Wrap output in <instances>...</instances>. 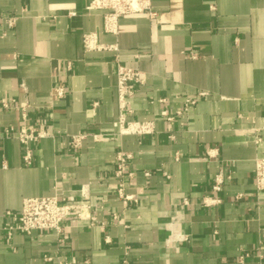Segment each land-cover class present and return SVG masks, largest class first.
Returning <instances> with one entry per match:
<instances>
[{
    "label": "crops",
    "instance_id": "0c3cea01",
    "mask_svg": "<svg viewBox=\"0 0 264 264\" xmlns=\"http://www.w3.org/2000/svg\"><path fill=\"white\" fill-rule=\"evenodd\" d=\"M89 2L0 0V132L18 128L17 106L29 103V122L40 112L53 133L32 145L29 165L19 140L0 133V264H264L254 179L264 157V0H152L154 17L122 15L116 34ZM85 33L117 50H85ZM118 61L146 77L129 118L153 121L151 134H116ZM78 133L101 136L74 149ZM120 149L132 153L129 205L116 195ZM44 195L73 196L84 218L66 221L63 243L55 231L7 239L5 211ZM208 196L221 201L203 206Z\"/></svg>",
    "mask_w": 264,
    "mask_h": 264
},
{
    "label": "built area",
    "instance_id": "2783aa9c",
    "mask_svg": "<svg viewBox=\"0 0 264 264\" xmlns=\"http://www.w3.org/2000/svg\"><path fill=\"white\" fill-rule=\"evenodd\" d=\"M87 11L99 10L103 12V30L106 33L116 34L118 31L119 17L130 13L148 12L150 16L154 17L155 12L152 11V0H90L86 6ZM71 15H76L75 11L69 12ZM12 23V19L8 20ZM83 47L85 50L92 49H108L117 50L115 44H100L94 33H85L83 35ZM117 99L119 113L113 125L117 128L118 135H147L154 131V123L149 120H133L129 115L133 112L130 106L137 87L142 86L146 82L144 73L137 69L117 62ZM54 94L57 97L65 95L63 86H56ZM205 95V93H198L196 96L187 97L185 99L184 109L196 103L198 96ZM165 102V98L160 99ZM97 103H94V106ZM9 102L3 101L2 106L8 108ZM15 106V105H14ZM16 107V106H15ZM31 105L25 103L18 105L17 108L21 111V125L18 128L7 126L0 132L5 135H14L23 146V161L26 165L32 163V145L44 137L53 136L47 129L48 120L42 115H37L35 123L29 122V108ZM43 109L37 107V110ZM36 110V111H37ZM181 111H178L180 113ZM161 114L166 119L171 120L166 109L161 111ZM92 136L95 140L101 136V133H78L70 136V145L74 149H78L82 141L87 137ZM207 154L214 157L218 154V149L213 148L207 151ZM132 159V153L118 150L115 154L114 176L117 179L116 195L124 205H129L136 202L134 195L126 192V183L133 178V173L129 171L128 164ZM149 174V173H147ZM225 175L219 171L212 184L214 192H219L222 189L225 181ZM255 186L258 190H264V157H258L255 160L254 170ZM220 198L215 196H208L202 200L203 206H211L220 203ZM185 203L187 201L185 200ZM85 205L75 200L73 196L61 197L58 195H44L26 197L22 201V206L19 211H5V216L8 220L4 223L3 230L10 239L14 233L31 234L36 231H55L59 237L60 242L65 240L66 221L71 217L83 219V209ZM92 220L95 218L92 217ZM108 240V239H107ZM46 261H51V256H45ZM60 264H67L60 262ZM126 264V260L122 261Z\"/></svg>",
    "mask_w": 264,
    "mask_h": 264
}]
</instances>
